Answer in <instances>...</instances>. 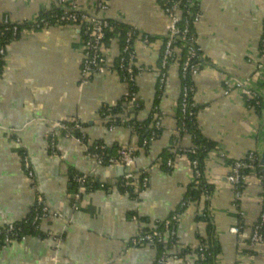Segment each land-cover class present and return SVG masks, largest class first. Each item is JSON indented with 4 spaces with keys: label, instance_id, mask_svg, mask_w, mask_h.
<instances>
[{
    "label": "crops",
    "instance_id": "1",
    "mask_svg": "<svg viewBox=\"0 0 264 264\" xmlns=\"http://www.w3.org/2000/svg\"><path fill=\"white\" fill-rule=\"evenodd\" d=\"M74 1L80 11L137 31L135 65L142 72L136 87L142 106L136 114L142 120L154 111L163 116L161 133L137 152L132 168L137 174L146 171L149 184L137 196L122 192L118 187L125 172L120 166H95L87 155L89 146L99 142L112 153L141 142L128 127L111 130L99 114L103 105L122 101L128 89L116 70L121 40L112 36L104 44L113 70L94 74L82 84L83 33L78 25L53 24L22 36L8 47L0 75V228L24 219L34 203L35 189L22 167L23 150L30 156L37 189L58 217L43 222L44 237L29 236L0 250V264H159L158 247L137 245L132 239L174 214L179 215L175 249L186 254L170 264H195L203 241L217 250L218 264H264V241L254 248L248 244L264 202L263 173L251 171L236 201L227 180L231 161L245 159L251 151L260 159L264 152V106H249L246 94L264 91V67L261 72L257 67L263 61L264 0L202 1L203 18L194 27L202 49L201 69L193 80L195 123L216 148L203 166V177L212 187L210 198L204 192L194 200L189 197L192 177L187 159H176L172 168L161 161L172 155L175 142L189 147L194 137L184 133L174 142L181 74L174 64L161 86L168 16L159 0H107L106 11L99 10L100 0ZM58 2L0 0V22L4 16L14 22L32 21ZM146 35L152 38L147 45ZM74 119L84 124L85 144L60 137L57 154L52 155L50 131L58 122ZM74 172L115 188L88 191L76 202ZM240 223L242 231L237 234L232 228ZM50 229L62 237L56 263L51 260L55 243L47 234Z\"/></svg>",
    "mask_w": 264,
    "mask_h": 264
},
{
    "label": "built area",
    "instance_id": "2",
    "mask_svg": "<svg viewBox=\"0 0 264 264\" xmlns=\"http://www.w3.org/2000/svg\"><path fill=\"white\" fill-rule=\"evenodd\" d=\"M202 1L203 0H159V6L168 16L167 35L164 39L163 52L160 62V84L165 83L168 77L169 69L178 64L181 74V93L180 99L177 103V110L179 112V123L177 132L174 136V142L177 141L176 136H180L183 133H187L188 125L195 118L196 103L194 96L196 94V86L194 84V77L200 72L201 64L199 62L201 58L202 49L198 41V37L194 31V27L201 22L203 18L202 13ZM58 6L62 9L60 15H53V18L36 17L32 21L30 28L20 29V22L12 21L8 16H4L2 22L6 26V30H10L13 36V40L8 46L0 48V61L5 63L7 57L8 47L18 37H22L28 33L35 32L37 30L46 29L53 25L51 22L55 21L58 24H75L80 27L82 33L86 37L83 40V55L81 65V81L82 84H87L94 74H104L112 71L113 66L108 62V54L104 51V44L107 32H112L113 36L120 38L121 27L119 24H113L105 16L90 15L86 12L80 11L74 0H59ZM98 8L101 11L108 9L107 0H100ZM136 29L131 27L125 34V44L122 47L121 55L117 65V71L121 75L122 79L127 83L128 89L125 91L122 102L128 108H139L142 106L137 87L136 77L142 72V68H138L135 65V49L133 41L135 40ZM178 41H180L179 45ZM144 43L150 44L149 36L144 37ZM261 56L264 61V35L261 40L260 48ZM260 61L257 65L258 72H261L264 63ZM4 69V64H3ZM242 82L238 85L241 86ZM226 92L230 87L229 81H225ZM247 101L249 106L256 107L263 104V92H257L254 90L247 91ZM118 103H110L103 105L99 111V114L105 119H109L110 112L117 107ZM132 116V115H131ZM156 123L155 131H153L151 138L144 139L140 144H131L123 149L117 155H107L108 147L104 144H96L93 150L88 149L87 155L95 166L111 167H124L125 174L123 179L134 182L133 186L136 192L142 193L148 187L149 175L146 171L140 173L132 172L133 165L135 163L137 152L141 149H145L151 141H153L157 135V130L162 126L163 116L161 113L155 114ZM133 119V116L124 117L122 123H129ZM117 122H112L109 125L111 130L118 128ZM84 124L80 119H74L71 123L58 122L54 129L49 133V148L52 155L57 154V134L58 131L64 132L65 137L72 138L79 143L85 144L86 135L83 132ZM20 142V139H17ZM196 149L195 145L189 147H179L177 143H174L173 155L164 157L161 159L167 167H174L176 165V159H187L190 165L192 183L195 185H201L203 182V172L199 166L198 160H191L188 157L189 153H194ZM214 150H210L213 153ZM22 167L25 171L27 180L35 189V199L32 206L31 217H26L25 222L30 223L35 229H41L44 221L55 219L58 214L50 208L47 204L44 196L37 189L35 184V172L31 163V159L28 153L23 152L21 154ZM259 162V156L255 151L249 152L245 159L233 160L230 163V172L227 175L228 182L233 186L235 190V201L242 196V186L245 184L250 173H246L245 170L249 169L254 171L256 164ZM141 176V179L139 178ZM88 174L77 173L74 174L73 179L77 184V190L74 192L75 201H79L82 195L92 188V181ZM100 187L103 190L111 191L115 188L114 185L101 181ZM205 195L210 198L211 192L205 187ZM186 204L182 202V206ZM78 209V203L75 204ZM179 223V215L174 214L169 219L159 222L155 228L143 229L136 237L132 239V242L137 245H151L153 247L162 246V250L158 256L159 264H170L172 261L179 260L185 256V251H177L175 249L174 241L177 236V227ZM243 224L233 227L232 230L240 234ZM264 202L262 205V211L258 222L253 226L252 234L249 239V246L251 248L256 247L258 244L264 241ZM2 234V243L0 242V250L7 248L16 241L26 240L29 236L22 232V227L16 222L8 223L3 229L0 230ZM49 237L54 240V251L51 256V260L55 263L59 259V246L61 243V235L55 233L53 230H49ZM210 252L204 244H200L197 247V260L195 264H205L204 262L208 258Z\"/></svg>",
    "mask_w": 264,
    "mask_h": 264
},
{
    "label": "trees",
    "instance_id": "3",
    "mask_svg": "<svg viewBox=\"0 0 264 264\" xmlns=\"http://www.w3.org/2000/svg\"><path fill=\"white\" fill-rule=\"evenodd\" d=\"M61 12H62V9L58 5H56L50 11L41 12L40 14H38L37 17L38 18H41V17L53 18L52 17L53 15H57L58 16V15L61 14ZM109 21L112 22L113 24H119L120 25V27H121L120 36L121 37L119 39L121 40V46L123 47V45L125 44V40H124L125 34L131 27L125 25L124 23L116 22V21H113V20H110V19H109ZM51 23L52 24H58V23H55L54 19H53V21ZM31 25H32V22L25 21V22H20V26L19 27H20V29H23V28L24 29L25 28L28 29V28L31 27ZM5 28H6V26L4 25V23L0 22V48L8 46V44H10L12 42V40H13V36H12L11 31L10 30H6ZM135 32L136 33H135L134 37L137 36V31H135ZM112 36H113L112 32H107L105 41L107 39H109L110 37H112ZM20 38L18 37V39H20ZM85 38L86 37L84 36V33H83V40H85ZM149 39H150V41L152 40L151 37H149ZM179 43H180V41H178L177 45H179ZM133 45H134V43H133ZM199 62H200V60H199ZM3 64H4V62L0 61V75L3 72ZM263 106H264V102H263L262 106H259V107L256 106V108L261 109ZM140 109H141V107L135 109V112H134L135 113V118H133L129 123H122V119L124 117H130L131 118L132 114L130 112V108H128L125 104H123L122 101H120L118 103L117 107H115L110 112L111 116L109 117V119H105V117H103V116H101V117L104 118V120L107 122L108 125H110V123H112V122H117L118 126L128 127L132 131L133 134H135L136 136H138L140 138V141L142 142L144 139L151 138L153 131H155V123H156L155 114L157 115V113H159V112L158 111H154L152 116H150L148 119H145V120L143 119L142 120V119H139L137 114H136V112L138 110H140ZM195 111H197V107H195ZM178 117H179V112H178ZM193 121L195 122V118L193 119ZM63 122L71 123L72 121H63ZM161 131H162V127L159 130H157V135H156L155 139L159 136ZM187 133L191 134V136L194 137L193 138V145L196 146L195 152L194 153H189L188 157L191 160H194V159L198 160L199 166H200V168H201V170L203 172L204 162H205L207 156L209 155L210 150L215 149L216 146L214 144L210 143L205 138L202 137V135L200 134V132L196 128V123L194 124L192 121L188 125ZM60 137H65L64 132H62V130L58 131V134H57V137H56L57 143H58V140H59ZM48 139H49V137H48ZM99 144H101V142H99ZM95 146H96V144L92 145V146H89V149L93 150ZM120 151H118L116 153H112L108 149V151L106 153V156L107 155H117ZM23 152H26V151L23 150L21 152V154ZM168 168H170V167H168ZM132 172H134V169H132ZM245 172L246 173H250L251 171L249 169H246ZM254 172H257L260 176L262 175V171H261V168L259 166V162L256 164ZM77 173H79V172H74L73 176H74V174H77ZM139 178L141 179V176ZM90 180L92 181V188L89 191L101 189V187H100L101 181L100 180H96L94 177H91ZM133 183L134 182H130V181L124 180L122 178L120 183H119V187L118 188L122 192H126V193L131 194V195L134 194V195L137 196L138 194H140V192H136L135 191ZM245 184H243L242 188L245 186ZM205 187L208 188L210 192H212L211 184L208 183L204 179V177H203V182H202L201 185H195L194 183H192L191 187H190L189 197L192 198L193 200L197 199V198H200L202 196V194L204 193ZM76 190H77V184H76V187H75V191ZM31 211H32V209H31ZM26 217H31V212ZM25 218L16 222V224H18V225H20L22 227V232L24 234H27L28 236H33V235H36V234L40 235L41 237L45 236V232L43 230L35 229L30 223L25 222ZM5 226L1 227L0 230L3 229ZM176 227L178 228V224L176 225ZM263 231H264V229H263ZM2 238H3V236H2V234H0V242L1 243H2ZM202 244H204L208 248V251L210 252L208 258L206 259V261L204 263L205 264H218L216 262V252H217V250L212 246L211 242L206 243V242L203 241ZM174 245L175 246L178 245L177 244V238H175ZM162 248H163L162 246L158 247L159 253L162 250Z\"/></svg>",
    "mask_w": 264,
    "mask_h": 264
},
{
    "label": "water",
    "instance_id": "4",
    "mask_svg": "<svg viewBox=\"0 0 264 264\" xmlns=\"http://www.w3.org/2000/svg\"><path fill=\"white\" fill-rule=\"evenodd\" d=\"M263 102H264V91H263ZM130 112L134 113L135 112V108L131 107L130 108ZM259 165H260V168H261L263 176H264V152H262L261 155H260ZM120 169L123 170V172H125V168L124 167H120Z\"/></svg>",
    "mask_w": 264,
    "mask_h": 264
}]
</instances>
